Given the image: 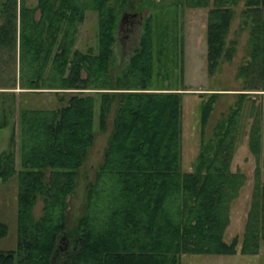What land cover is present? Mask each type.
Instances as JSON below:
<instances>
[{
	"label": "trees",
	"instance_id": "trees-1",
	"mask_svg": "<svg viewBox=\"0 0 264 264\" xmlns=\"http://www.w3.org/2000/svg\"><path fill=\"white\" fill-rule=\"evenodd\" d=\"M129 1L28 5L0 0V71L12 73L4 80L11 85H0V129L17 116L10 146L0 151V179L17 182L16 243L0 247V264H179L183 253L259 251L264 240V0H243L238 11L248 29V56L236 72L242 87L225 91L234 93V101L209 137L204 127L222 91L199 92L200 147L186 169L181 167L185 87L152 84L156 57L169 36V22L158 19V9L142 18L127 61L119 74H110L119 13ZM155 1L138 4L144 8ZM186 1L207 7L206 59L212 73L234 53L236 39L227 37L239 0ZM87 9L97 13L96 51L74 47ZM17 64L21 89L14 88L17 75L8 68ZM23 91H53L60 104H27V96L18 97ZM111 110L103 159L86 183L81 214L70 224L67 196L95 130H106ZM245 113L252 118L247 147L256 165L243 231L226 240L230 203L245 183V174L231 166ZM7 231L0 216V240Z\"/></svg>",
	"mask_w": 264,
	"mask_h": 264
},
{
	"label": "rangeland",
	"instance_id": "rangeland-1",
	"mask_svg": "<svg viewBox=\"0 0 264 264\" xmlns=\"http://www.w3.org/2000/svg\"><path fill=\"white\" fill-rule=\"evenodd\" d=\"M28 5H33L36 0H25ZM140 0L129 1L125 8L120 11L119 17L127 12H135L134 21L125 28L119 22L116 32V40L113 44V56L110 68V74L116 75L120 73V69L127 61L129 54L136 45L138 35L142 27V18L147 16L155 7L159 20H167L169 22V36L164 38V50L161 55L156 57L155 68L152 76L153 86H169L185 87V91L181 97L182 105V133H181V167L188 168L199 150L201 125L199 121L200 91H208L209 89H218L222 91L214 102L213 109L209 115L208 121L204 127V135L209 137L212 135L213 125L216 120L222 116L228 109V105L234 101V93L242 87L241 79L236 75L238 65L247 58V27L241 26V17L238 13L242 7L243 0H239L236 5V13L231 20L230 29L227 40L236 39L234 53L230 60L222 59L218 67L209 73L207 69L206 59V16L207 7L205 5H193L182 0L180 3H172V0H156L155 5L144 6L139 5ZM176 10V14H175ZM167 12V13H166ZM96 11L87 9L85 17L78 25L75 34L76 40L74 47L85 51L88 47H92L96 51L97 38V15ZM175 18V25H174ZM174 35L176 36L174 38ZM157 53V52H156ZM18 58V57H17ZM17 61V60H16ZM12 66V65H11ZM17 75L15 81V89H21V82L18 80V64L13 69L8 67ZM8 69L0 71V85H9L4 83L6 77L9 78L12 73L7 72ZM85 71L82 70V75ZM9 82V81H8ZM168 84V85H167ZM11 85V84H10ZM224 91V92H223ZM228 91V92H225ZM254 91V90H252ZM61 93V92H60ZM57 94L53 91H23L18 93V97L27 96V104L44 105L54 107L60 104ZM64 98L67 93L63 92ZM98 102L96 101V107ZM262 109L264 113V94L262 96ZM111 110L108 117L106 130H95L93 144L87 152L86 160L82 167L79 168L76 185L73 191L68 194L66 209V219L70 224L83 210V202L85 199V187L88 180L94 178L97 165L103 159V148L110 130ZM241 118L240 124H244V134L238 141L233 153L231 166L239 168L245 174V183L240 187L239 193L231 201L230 220L224 233L226 240L230 239L234 234H241L244 227L246 213L248 209V201L252 191L253 173L256 165L254 155H252L247 147V131L251 115ZM17 116H11L10 123L0 129V151L8 148L9 136L11 134L12 123L16 124ZM15 128V127H14ZM18 133V129H15ZM17 136L15 138L17 139ZM16 147V144H12ZM17 167L18 155H16ZM261 178L264 179V167L261 168ZM17 182L16 178H9L5 181L0 179V216L7 223L8 231L0 240L1 248H11L16 243V212H17ZM42 201L39 198L34 206L33 212L37 216L40 213ZM179 264H264V240L260 243L259 251L255 254L251 253H183Z\"/></svg>",
	"mask_w": 264,
	"mask_h": 264
},
{
	"label": "flooded vegetation",
	"instance_id": "flooded-vegetation-1",
	"mask_svg": "<svg viewBox=\"0 0 264 264\" xmlns=\"http://www.w3.org/2000/svg\"><path fill=\"white\" fill-rule=\"evenodd\" d=\"M133 13V14H131ZM135 12L130 13H123L122 16L119 19V22H123L122 24L125 26V28H129V26L132 24L134 19Z\"/></svg>",
	"mask_w": 264,
	"mask_h": 264
},
{
	"label": "water",
	"instance_id": "water-1",
	"mask_svg": "<svg viewBox=\"0 0 264 264\" xmlns=\"http://www.w3.org/2000/svg\"><path fill=\"white\" fill-rule=\"evenodd\" d=\"M131 14H133V13H131Z\"/></svg>",
	"mask_w": 264,
	"mask_h": 264
}]
</instances>
